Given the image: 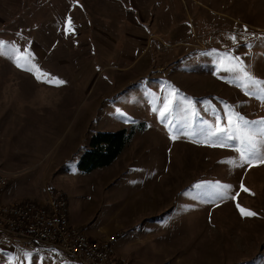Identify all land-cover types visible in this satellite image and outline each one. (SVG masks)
<instances>
[{"label":"rangeland","instance_id":"1","mask_svg":"<svg viewBox=\"0 0 264 264\" xmlns=\"http://www.w3.org/2000/svg\"><path fill=\"white\" fill-rule=\"evenodd\" d=\"M233 34L238 43L228 38ZM262 37L264 0H0L5 50L29 52L41 75L66 82L38 81L0 55V170L10 190L17 200L39 201V162L55 164L50 189L66 197L70 220L87 235L120 222L148 218L154 228L157 221L150 240L127 248L138 261L264 264V165L233 168L222 163L238 155L230 148L197 137L171 140L145 95H163L171 85L192 98L200 112L194 130L211 119L206 101L260 119L264 102L216 69L219 54L230 51L264 80ZM123 128L136 134L118 159L83 172L79 161L92 137ZM203 182L230 184L240 195L211 202L206 188L195 187ZM236 203L257 215L242 217ZM26 251H33L32 264H79L49 246L19 243L0 245V264L11 256L28 264Z\"/></svg>","mask_w":264,"mask_h":264},{"label":"snow or ice","instance_id":"2","mask_svg":"<svg viewBox=\"0 0 264 264\" xmlns=\"http://www.w3.org/2000/svg\"><path fill=\"white\" fill-rule=\"evenodd\" d=\"M70 22L71 18L69 17L68 23ZM228 38L233 43H238L235 34ZM6 43L0 41V55L11 57L18 68L32 73L38 81L43 83L55 84L57 87L66 83L58 77H51L49 73L41 75L42 70L39 65L33 62L34 56L29 52L21 53L14 46L5 50ZM247 46L251 47V44ZM212 52L215 53L216 50H212ZM25 55H28V60L22 63ZM221 70L232 74L229 82L240 87L245 95L253 96L264 102V80L255 77L241 57L233 55L230 51L219 54L216 73ZM162 91L163 95H157L151 89H147L145 95L149 97L148 103L151 106V111L156 113L159 121L169 129L171 140H177L181 136L197 137L194 142L204 143L211 147L230 148L238 155L229 158L227 161H222V163H227L233 168L264 165V117L249 120L236 111L235 106L225 104L221 111H217L210 101H206L202 102L203 111L210 113L211 119L200 120L199 129L194 130L197 118L200 116L196 107L197 102L182 95L179 89L171 85H167ZM120 114L125 119L128 118L127 114ZM195 187L197 189L206 188L204 195L211 202L217 199L221 201L236 200L240 195L239 192L232 195L233 186L230 184L222 185L220 182H215V184L203 182L195 185ZM240 188L244 192L250 191L244 187L243 183H241ZM235 206L242 217L257 215L256 212L242 207L239 203H236ZM23 257L28 261V264H32L33 251L24 252ZM19 259L18 256H11L8 259V264H16ZM40 259L42 261L43 258Z\"/></svg>","mask_w":264,"mask_h":264},{"label":"built area","instance_id":"3","mask_svg":"<svg viewBox=\"0 0 264 264\" xmlns=\"http://www.w3.org/2000/svg\"><path fill=\"white\" fill-rule=\"evenodd\" d=\"M10 178L0 170V241L3 238L19 243L25 248L49 246L56 256L60 251L79 264H131L119 257L116 241L121 232L108 235L101 241L92 240L84 230L72 225L67 212L66 197L49 189L43 203L5 202L2 199Z\"/></svg>","mask_w":264,"mask_h":264},{"label":"crops","instance_id":"4","mask_svg":"<svg viewBox=\"0 0 264 264\" xmlns=\"http://www.w3.org/2000/svg\"><path fill=\"white\" fill-rule=\"evenodd\" d=\"M43 163L44 162H42V161L39 162V165H42V166H40V172L43 176V181H42L41 186H40L41 191L38 194V198H40V199H39V201L32 200V201L41 202V203H43L47 200V192L50 189V183L54 180L53 175L55 174V171H56L55 164L45 165ZM14 174L16 175L17 173L14 172ZM9 187L10 186H8V188L6 189V191L4 192V194L2 196L3 201H5V202L20 201L21 202L24 200H30V199H22L21 197H19V199L17 200V197L14 195V193L10 190ZM155 217L158 218V216H155ZM155 217H153V218H155ZM70 222L72 225L75 224L72 220H70ZM156 222H154V228H156L155 227V225H157ZM152 224L153 223L150 222L148 218L141 220V221H133V222H129V223L128 222H120L118 224L119 226L117 229L110 228V230L107 231L109 229V227H107L106 229H99L98 232L93 231V232H91V234H88V236L94 240L101 241L112 233L121 232L122 236L120 238H118V240L116 241V244H115L117 253L123 257H126L133 264H148V263H143V261H138L135 258L136 255H134V253L131 254L129 250L127 251V248L129 249L131 247L132 248L138 247V246H140V244L142 242L145 241V239L150 240L151 234H152L153 229H154L153 226L151 227ZM75 225H77V224H75ZM5 243L7 245L8 244H14V242L7 241L4 243H1L0 245L5 246ZM56 256H57V254H56ZM136 257L139 259L141 258L139 256H136Z\"/></svg>","mask_w":264,"mask_h":264},{"label":"trees","instance_id":"5","mask_svg":"<svg viewBox=\"0 0 264 264\" xmlns=\"http://www.w3.org/2000/svg\"><path fill=\"white\" fill-rule=\"evenodd\" d=\"M136 131L127 128L114 132H98L79 161L83 172H90L114 163L132 142Z\"/></svg>","mask_w":264,"mask_h":264}]
</instances>
